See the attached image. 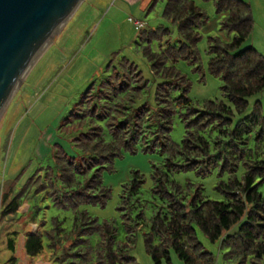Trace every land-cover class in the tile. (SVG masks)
Instances as JSON below:
<instances>
[{
	"label": "trees",
	"instance_id": "obj_1",
	"mask_svg": "<svg viewBox=\"0 0 264 264\" xmlns=\"http://www.w3.org/2000/svg\"><path fill=\"white\" fill-rule=\"evenodd\" d=\"M199 1L212 3L225 38L203 33L211 19ZM153 3L161 5L159 17L140 26L133 47L147 74L132 60V46L129 54L112 53L57 125L71 151L53 143L23 183L21 176L9 180L0 191V220L18 219L26 202L36 230L25 234L24 250L31 257L47 251L56 264H139L132 254L139 234L154 264H170L171 252L185 264H216L198 230L227 264H264V95L256 97L264 92V55L243 47L254 28L251 4ZM180 63L201 81L206 73L217 77L222 97L192 99ZM177 118L179 142L172 138ZM139 153L158 161H149L148 176L131 169L119 184L117 217L92 214L114 192L104 176ZM212 175L214 198L200 180ZM48 207L58 212L47 217ZM8 246L14 250L12 239Z\"/></svg>",
	"mask_w": 264,
	"mask_h": 264
},
{
	"label": "rangeland",
	"instance_id": "obj_2",
	"mask_svg": "<svg viewBox=\"0 0 264 264\" xmlns=\"http://www.w3.org/2000/svg\"><path fill=\"white\" fill-rule=\"evenodd\" d=\"M247 1L252 7L254 28L243 47L253 46L264 55V0ZM151 4L152 0H83L54 39H50L15 88L0 116V191L14 178L21 176L20 183H23L39 161L44 159L53 143H60L70 150L69 145L56 136L57 125L63 113L80 99L91 81L99 77L112 53L120 51L129 54L132 46V60L141 67L145 65L133 47L140 26L143 23L152 24L159 17L162 9L160 3ZM198 4L206 9L211 19L203 33H216L225 38V34L218 30L212 3L199 1ZM205 47L203 38L198 43V49L204 63L208 58ZM179 67L192 81L189 93L192 99L222 97L221 81L217 77L206 73L201 81L199 75L193 73L192 65L180 63ZM144 70L147 74V69ZM263 95L264 92L256 97ZM183 132V123L177 118L172 131L173 140L181 141ZM149 161H158V157L139 153L117 160L115 173L104 176L105 182L114 190L112 198L105 208L92 207L90 212L99 218L117 217L114 206L119 184L128 179L131 169L148 176ZM200 180L205 193L214 198L216 194L211 187L215 177L212 175ZM28 208L26 202L21 205L20 217L15 221L0 220V264H56L47 251L34 257L26 254L25 234L36 230V224L26 215ZM31 210H34L33 207ZM57 212L52 207L45 209L47 217ZM13 231L17 233L14 235ZM197 233L204 248L216 255V264H227L218 244L210 243L201 231ZM9 239L13 240V251L9 249ZM132 254L139 264H154L145 250L141 234L136 239ZM170 264L185 263L171 252Z\"/></svg>",
	"mask_w": 264,
	"mask_h": 264
},
{
	"label": "water",
	"instance_id": "obj_3",
	"mask_svg": "<svg viewBox=\"0 0 264 264\" xmlns=\"http://www.w3.org/2000/svg\"><path fill=\"white\" fill-rule=\"evenodd\" d=\"M83 0H0V116L50 39Z\"/></svg>",
	"mask_w": 264,
	"mask_h": 264
},
{
	"label": "crops",
	"instance_id": "obj_4",
	"mask_svg": "<svg viewBox=\"0 0 264 264\" xmlns=\"http://www.w3.org/2000/svg\"><path fill=\"white\" fill-rule=\"evenodd\" d=\"M107 183V182H106Z\"/></svg>",
	"mask_w": 264,
	"mask_h": 264
}]
</instances>
